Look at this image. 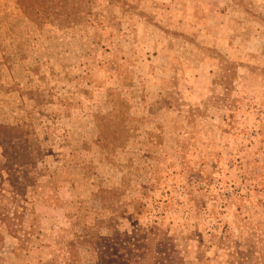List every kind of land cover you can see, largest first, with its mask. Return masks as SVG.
Listing matches in <instances>:
<instances>
[{
	"label": "rangeland",
	"instance_id": "rangeland-1",
	"mask_svg": "<svg viewBox=\"0 0 264 264\" xmlns=\"http://www.w3.org/2000/svg\"><path fill=\"white\" fill-rule=\"evenodd\" d=\"M0 126V264H264V0H0Z\"/></svg>",
	"mask_w": 264,
	"mask_h": 264
},
{
	"label": "trees",
	"instance_id": "trees-1",
	"mask_svg": "<svg viewBox=\"0 0 264 264\" xmlns=\"http://www.w3.org/2000/svg\"><path fill=\"white\" fill-rule=\"evenodd\" d=\"M0 128H2L1 126H0ZM1 226H3V227H7V228H13L12 227V224H11V221H10V219H8L7 218V216H5V215H1L0 214V228H1ZM9 232H13V231H9ZM127 244L128 245H134L133 243H130V242H127ZM156 254H157V252H155ZM227 255L228 256H230L231 254L229 253V251H228V253H227ZM248 257V256H247Z\"/></svg>",
	"mask_w": 264,
	"mask_h": 264
}]
</instances>
